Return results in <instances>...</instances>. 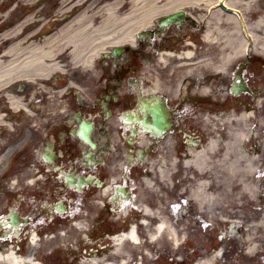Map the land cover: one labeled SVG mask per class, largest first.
Here are the masks:
<instances>
[{"label":"flooded vegetation","instance_id":"1","mask_svg":"<svg viewBox=\"0 0 264 264\" xmlns=\"http://www.w3.org/2000/svg\"><path fill=\"white\" fill-rule=\"evenodd\" d=\"M253 64L250 55L218 76L222 91L236 77L252 90ZM173 71L120 65L94 85L92 95L83 83V95L40 108L37 127L26 120L0 126V255L12 252L35 264H76L85 248L98 249L118 231L113 223H130L124 209L135 201L142 176L161 158L192 146L188 137L198 129L186 118L187 93L172 102L168 93L151 91L147 75L165 84L166 73ZM227 106L226 101L217 107ZM160 110L167 125L155 135L153 114Z\"/></svg>","mask_w":264,"mask_h":264},{"label":"bare ground","instance_id":"2","mask_svg":"<svg viewBox=\"0 0 264 264\" xmlns=\"http://www.w3.org/2000/svg\"><path fill=\"white\" fill-rule=\"evenodd\" d=\"M257 1L103 0L94 9L80 11L70 20L67 16L62 19L54 18L56 20L46 24L41 32L52 29L55 21L56 31L45 37L42 43L40 41L39 45L34 44L35 38L31 37L32 33L39 30L37 22H27L26 26L17 25L1 35L0 51L3 47L5 51L0 56V97L3 94L9 100L12 111L15 112L11 115L20 114L32 127H37L39 112L31 107L33 97L35 99L44 95V103L41 107H54L56 101V106H59V100L63 101L71 94H79L80 91L86 93L78 83L80 75L102 81L101 73L110 70V65L97 59L98 56L102 58V55L109 54L115 48H127L125 52L133 50L136 53L140 45L136 40L140 34L156 29L161 20L178 12L187 14L195 12V21L206 24L204 38L210 48L206 52L207 58L192 63V57L194 58L195 55L190 45L192 43L184 44L182 50L179 49V44L173 45L174 51L180 50L179 54L185 56L184 64H179L176 68L185 77L184 82L190 81V85L186 87L188 93L194 92L199 96L210 95V92L216 90L218 76L227 73L232 64L245 56L246 51L253 48L256 54L264 57V12L255 13ZM67 2L69 1L62 0V5ZM125 2L127 6L124 10L122 5ZM31 17L32 15H29L25 20L30 21ZM249 17H252L251 20ZM142 42H148L147 36L140 40V43ZM66 48L71 51L66 57L67 63L62 67L58 65L56 57ZM141 55L147 61H152L148 58V54ZM172 63L180 62L173 60L166 49L156 59V64L161 67ZM58 75L64 78L61 84L54 82V78ZM153 81L152 91L164 90L165 86L161 81L156 79ZM21 83L26 84V92L18 90L17 86ZM179 84L180 80L176 79L175 92ZM180 86L183 87V84ZM171 89V86L165 87V90ZM4 110L0 108V126L10 128L11 117H5L2 114ZM32 116L33 118H29ZM217 121L221 122L220 125H226L220 129L227 134L224 141L212 138L199 148L190 146L184 149L182 154L174 155L181 158L180 165L176 163L173 155L168 159L161 158L162 166L158 169L159 181L144 180L145 186L152 189L154 194L156 188L153 187L160 185L169 189L177 175L180 176L177 185L193 184L194 198L200 206L206 208L208 214L206 219L210 223L221 218V210L219 212L216 210L221 209L224 202L231 200L235 194L246 192L249 199L257 200L260 185L256 182V178L263 175L256 174L262 153L259 158L253 153L248 116L240 114L235 119V115L230 112L228 115H220ZM216 150H222L217 157ZM167 160L172 161L167 164ZM196 178H199L198 182L195 181ZM154 197L151 202L157 208L150 207L148 203L136 206V209L143 211L147 217L150 216L146 219H152V223L157 221L159 224L151 228L149 224L152 223L143 222L147 225L149 239L158 244L168 239L171 245L176 246L181 242L179 233L175 230L174 224L162 214L158 206L162 201L161 197L156 195ZM138 199L141 203L140 196ZM259 230L264 233V217L259 225L250 228L248 238L254 239ZM128 238L133 242L141 241L136 226H130L125 235H116L113 239L115 244L112 256L128 254L125 248ZM261 239L264 241V235ZM259 247L253 245L249 254L256 252ZM146 254L149 255L148 250ZM212 260L198 264H211ZM2 261L5 264H22L23 260L9 253L2 257ZM2 261L0 260V264H4ZM91 264L110 263L94 257Z\"/></svg>","mask_w":264,"mask_h":264},{"label":"rangeland","instance_id":"3","mask_svg":"<svg viewBox=\"0 0 264 264\" xmlns=\"http://www.w3.org/2000/svg\"><path fill=\"white\" fill-rule=\"evenodd\" d=\"M12 1L13 0H0V12H3V9L7 8L9 6L10 2H12ZM53 1H55V0H47L46 3H44L45 7L43 10V13L48 11L49 15L54 14L56 7H57V2L52 4V6H51L50 3H52ZM263 3H264V0H260V1H257L255 3V9H254L255 12L256 11L264 12V4ZM19 5L20 6H18L17 9L10 15V18L8 19L7 23H5V25L0 28V32H2L3 29H5V28L10 27L13 23H15V21L22 18L26 14L25 13L26 10L28 12L30 11V10L26 9L23 4L20 3ZM50 6H51V8H50ZM44 15L46 16V14H44ZM250 18H252V17H249V19ZM183 28L185 29V31L182 33V35L187 38L184 40L192 39V37H194L195 30L187 29V25L183 26ZM52 29H54V27H52ZM179 38L180 37H177V32H175V34H171L169 36V40H170L169 42L171 44L176 43V42H178ZM159 42H161V40H159ZM146 44L153 45L154 43L153 42H150V43L146 42L143 45H146ZM143 45L140 46V48H141V50H144V52H146V51L148 52L150 50V48L152 47V46L151 47H144ZM204 48H205L204 51L201 52L200 48L198 47L197 55L199 57L202 55V56H204V58H207L208 55L206 54V52H207L206 49H208V47H204ZM199 52L201 54H199ZM203 52H204V54H203ZM254 58L258 59L257 62H254V64H253L254 69L255 68L257 69L256 73H257L258 80L255 83L257 85L258 83L264 82V61L259 59V56L255 55V54H254ZM135 59H133V60H135ZM139 59L140 58L136 59L137 62L141 61V59L140 60ZM105 63L110 64V69H111V66H112L111 62H105ZM148 67L151 68L150 63H148ZM101 71H100V73H101ZM101 75L103 77L104 72H102ZM79 77H80L79 80L86 79L89 81L88 82L89 87H90L89 96L92 95L95 92L94 85L97 84L96 82L99 80L94 79L92 77H89L87 75L86 76L80 75ZM62 79H64V78H62ZM222 86H224V85H222ZM173 87H174V83L172 82V85H171L172 89L169 90L170 92L168 93V95L172 96V99L174 101H177L178 92L176 94H174ZM219 94L220 95H218L217 97L215 95H212L214 101L218 100V98H219V101L224 99V96L221 93H219ZM257 94H261V96H262L261 99L264 100V93H257ZM231 98H232V96L230 97V99ZM251 98H253V97L252 96L249 97V95H242L241 96V99H243L245 104L251 103V101H252V100H250ZM188 105L189 106H187V107H189L190 109H189L188 113L186 112V118L193 120V125L195 127L198 126V129H197V132L195 135H197V136L206 135L207 138L212 137V135L217 134L219 132V129H222L226 126V125L217 124V122L215 120H214V122L211 123L212 117L209 115H206L208 117V120L203 121V123H202V114L199 116L195 115V113L200 111L199 108L197 109L198 106L194 105L192 107V106H190V104H188ZM226 110H228V108ZM192 111L193 112L195 111L194 114H191ZM263 121H264V119H263ZM199 124H201V125H199ZM216 130H218V131H216ZM254 133L259 134L260 132L255 131ZM256 134H254V135H256ZM184 172H186V171H184ZM179 178H180V176L178 175L177 179L179 180ZM166 190H169V189H166ZM173 191L175 192V190H173ZM153 195L163 196V197H161L162 201L163 200H165V201L169 200L168 195H166L165 192H161L160 189H159V194L158 193H156V194L148 193L147 198H151V199L155 198ZM164 196H166L165 199H164ZM245 204L246 205L244 206V208H242L243 210L240 212L237 211L236 212L237 214H242L243 212H245L246 215L249 214V212H252V214H259V212L261 211L260 208L255 207L254 204L253 205L250 204L248 200H246ZM235 206H237V205L234 203V207ZM185 217H187L185 223H175L176 226L179 227V229L182 227V229L184 230L183 232L180 230V233L182 232V234L179 233L180 241L182 242L185 238H187L185 245L181 246L179 248V251H178V253H185V254L187 253L188 254L186 256V258H184L183 261L186 262V261L191 259L193 262H195V261H197L199 256L200 257H205V256L208 257L210 254L213 253V250H216L217 247L218 248L222 247L223 254L220 250L215 251L219 255L221 253L222 257L219 259L215 258L216 256L213 257L215 259V262L212 261L211 264H261L262 262L264 263V255L263 254H260V256H258V257L253 256V258L252 257L249 258L248 255L245 253L244 247L248 243L245 242L244 238H248V233L246 231H244V229H245L244 225H243L244 228L242 227V228H239V230H237L233 226H230V223H219V222L208 223L207 222L205 224V223H203L197 219L199 217H198V213L196 212L195 209L189 210L185 214ZM246 217H249V216H246ZM122 224L123 223H119V224H117V226L119 227ZM126 224H128V223H126ZM185 229H187V230H185ZM260 229H262V228H260ZM236 232H238V233H236ZM262 235H264L263 231L259 230L258 233L255 235V236H258L257 239H255V237H254V241L261 242L260 243L261 248L264 247V242L261 239ZM140 236H141V242L140 243H141V245L143 244L141 249H139L140 250L139 253L142 256V264H173V263H176L175 262L176 261L175 256L178 253L173 252V251H168L169 245L166 247V245L164 244V243H167L166 241L159 243L158 244L159 248H156L155 246L150 245L149 243H144L143 240L145 238V235L143 234V232H140ZM234 237H236L237 239H235ZM262 244H263V246H262ZM127 246H128V249H132L131 245L128 244ZM133 249L137 250L138 248L135 247ZM147 250L149 252L148 256L145 254Z\"/></svg>","mask_w":264,"mask_h":264},{"label":"water","instance_id":"4","mask_svg":"<svg viewBox=\"0 0 264 264\" xmlns=\"http://www.w3.org/2000/svg\"><path fill=\"white\" fill-rule=\"evenodd\" d=\"M183 17V12H178V13H175L171 16H169L168 18H166L162 23H161V26H167L168 24L172 23V22H179V19ZM120 52L119 50H115V53L114 55H119ZM235 94L238 93V90H234L233 91ZM156 113V112H155ZM154 115V114H153ZM164 124V121L163 119L161 118V114L157 113L156 115V126L159 128L160 125ZM157 128V129H158Z\"/></svg>","mask_w":264,"mask_h":264}]
</instances>
